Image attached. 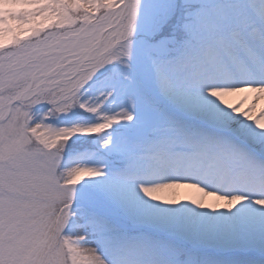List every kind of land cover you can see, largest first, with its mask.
I'll list each match as a JSON object with an SVG mask.
<instances>
[{
  "label": "snow or ice",
  "instance_id": "obj_1",
  "mask_svg": "<svg viewBox=\"0 0 264 264\" xmlns=\"http://www.w3.org/2000/svg\"><path fill=\"white\" fill-rule=\"evenodd\" d=\"M0 264H264V0H0Z\"/></svg>",
  "mask_w": 264,
  "mask_h": 264
},
{
  "label": "bare ground",
  "instance_id": "obj_2",
  "mask_svg": "<svg viewBox=\"0 0 264 264\" xmlns=\"http://www.w3.org/2000/svg\"><path fill=\"white\" fill-rule=\"evenodd\" d=\"M180 195L184 196V195H196L194 190H189V189H181L180 190ZM210 202H211V198H209Z\"/></svg>",
  "mask_w": 264,
  "mask_h": 264
}]
</instances>
